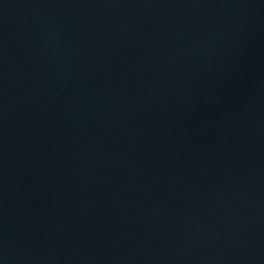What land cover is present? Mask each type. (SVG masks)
<instances>
[{"label":"water","instance_id":"obj_1","mask_svg":"<svg viewBox=\"0 0 264 264\" xmlns=\"http://www.w3.org/2000/svg\"><path fill=\"white\" fill-rule=\"evenodd\" d=\"M0 264H264V0H0Z\"/></svg>","mask_w":264,"mask_h":264}]
</instances>
